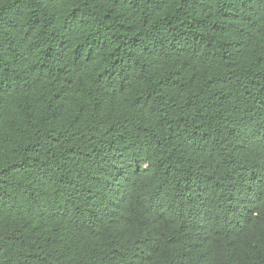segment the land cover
Returning <instances> with one entry per match:
<instances>
[{"label":"trees","instance_id":"trees-1","mask_svg":"<svg viewBox=\"0 0 264 264\" xmlns=\"http://www.w3.org/2000/svg\"><path fill=\"white\" fill-rule=\"evenodd\" d=\"M0 264H264V0H0Z\"/></svg>","mask_w":264,"mask_h":264}]
</instances>
